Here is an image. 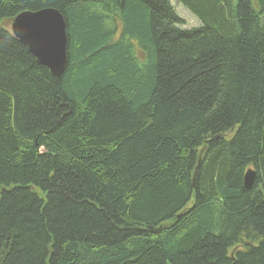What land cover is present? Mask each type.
<instances>
[{
	"label": "trees",
	"instance_id": "16d2710c",
	"mask_svg": "<svg viewBox=\"0 0 264 264\" xmlns=\"http://www.w3.org/2000/svg\"><path fill=\"white\" fill-rule=\"evenodd\" d=\"M177 1L0 0V264H264V0Z\"/></svg>",
	"mask_w": 264,
	"mask_h": 264
},
{
	"label": "water",
	"instance_id": "95a60500",
	"mask_svg": "<svg viewBox=\"0 0 264 264\" xmlns=\"http://www.w3.org/2000/svg\"><path fill=\"white\" fill-rule=\"evenodd\" d=\"M11 30L40 64L57 77L63 74L68 64V34L65 18L59 10L22 12L12 21ZM255 178L256 171L247 170L245 188L250 189Z\"/></svg>",
	"mask_w": 264,
	"mask_h": 264
},
{
	"label": "rangeland",
	"instance_id": "374dc122",
	"mask_svg": "<svg viewBox=\"0 0 264 264\" xmlns=\"http://www.w3.org/2000/svg\"><path fill=\"white\" fill-rule=\"evenodd\" d=\"M174 6L177 14L184 21L182 28L183 29H192L201 26V21L193 14L188 8H186L182 3L177 0H170Z\"/></svg>",
	"mask_w": 264,
	"mask_h": 264
}]
</instances>
